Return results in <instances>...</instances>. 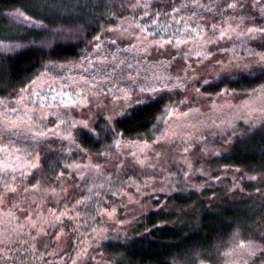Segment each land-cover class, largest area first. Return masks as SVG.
I'll return each instance as SVG.
<instances>
[{"label": "trees", "instance_id": "1", "mask_svg": "<svg viewBox=\"0 0 264 264\" xmlns=\"http://www.w3.org/2000/svg\"><path fill=\"white\" fill-rule=\"evenodd\" d=\"M137 30L170 45L201 34L178 55L192 74L174 53L144 52ZM262 57L264 0H0V98L45 73L102 74L109 100L129 98L81 124L75 113L64 134L50 124L0 140L11 164L0 174V264H264ZM187 111L205 123L227 115L173 143L180 156L197 143L205 154L189 170L147 158Z\"/></svg>", "mask_w": 264, "mask_h": 264}, {"label": "rangeland", "instance_id": "2", "mask_svg": "<svg viewBox=\"0 0 264 264\" xmlns=\"http://www.w3.org/2000/svg\"><path fill=\"white\" fill-rule=\"evenodd\" d=\"M7 22L10 25L15 23L11 17L7 19ZM137 31L138 32H136L135 37L140 43L138 46L142 48L144 52L148 51L150 55L174 53L177 58L175 66L179 67L181 73L184 75L192 74V66H196V64L189 57L178 55L182 52V50L184 53H190L195 42L202 36L201 34L194 38L171 42L170 45V42H166V44L162 40L169 39L168 37L160 36V38H158L157 36H152V34L140 32L139 30ZM112 34L119 38L125 36V32L123 30L112 29ZM132 45L136 46L135 44ZM170 47H176L177 53H175L172 49H169ZM109 79L111 78L102 74L95 77L93 76V80L88 81L81 77H61L45 73L42 77L32 80L28 85L19 89L14 94H11L8 97L0 98V140H3L10 134L29 131L32 127L41 132L49 133L52 132L48 131L50 124H54L58 130L62 129V132H57L64 134L67 131V123H69V121H73L72 117L75 113V115H77L81 120L80 122L77 120V123L79 122V124H81L84 121L93 118V111L100 112L109 110L110 112V108H112V112H114V110H118L119 107L123 108L128 104L127 102L129 98H123L122 103L119 98L115 103L114 100H109L114 96V94L112 92L108 94L104 89H102L105 87ZM185 94L201 100L200 93H198L197 88H194L193 86H187ZM142 95L146 96L147 93L142 92ZM70 99L76 101V103L69 104L68 101ZM215 100H219V105L217 106L219 113H224L225 110L228 109V107L225 106V99H223L222 96H218ZM244 100L247 101L244 103L251 106L255 104L254 101H250L248 99ZM222 102H224V104ZM43 103H52V107L44 106ZM117 103L121 105L116 106ZM244 103L242 102L241 104L237 103L234 105L244 106ZM57 105L65 107L63 110H60V107H55ZM200 106L201 108L206 107L205 102H203ZM207 110L208 108L206 111ZM58 113L60 116H58ZM226 116L219 120V122H216V124H218L216 125L215 123H205L203 121L196 120L197 116L194 118L193 113H189L188 111L187 113L183 112L177 115L174 118L173 124H170V128L164 131L165 139L162 141V147L159 149L149 150L147 158L154 159L156 162L165 166L168 163L167 160L172 157L174 161L187 163L186 168L189 170L195 162V155H204L205 153L200 150V145L198 146L197 143L191 151H185L183 156H180V150L173 144L176 143L177 146H180L177 144L178 141L175 139L182 142V139L188 140L190 136L200 137L203 132L212 131L216 126L221 127L226 122L224 121ZM60 117L61 120L59 121ZM46 122H49L48 125H45ZM122 164H124V160ZM8 168L11 169V164L7 160H0V174L4 175L5 172L10 171ZM37 215L39 217V215L41 216V213L37 212ZM32 217L34 219L37 218L35 215H32ZM1 235L2 232H0V243L2 239Z\"/></svg>", "mask_w": 264, "mask_h": 264}, {"label": "snow or ice", "instance_id": "3", "mask_svg": "<svg viewBox=\"0 0 264 264\" xmlns=\"http://www.w3.org/2000/svg\"><path fill=\"white\" fill-rule=\"evenodd\" d=\"M250 31H251V29H250ZM261 62H264V57L261 58ZM68 103H69V104H75L76 101L70 99V100L68 101ZM84 126L87 127V124H85ZM116 143L118 144V142H116ZM13 191H14V189H13Z\"/></svg>", "mask_w": 264, "mask_h": 264}]
</instances>
